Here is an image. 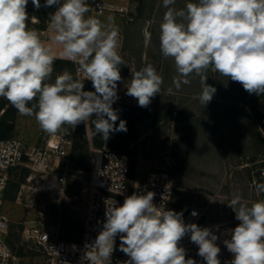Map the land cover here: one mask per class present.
Wrapping results in <instances>:
<instances>
[{
    "label": "clouds",
    "instance_id": "clouds-1",
    "mask_svg": "<svg viewBox=\"0 0 264 264\" xmlns=\"http://www.w3.org/2000/svg\"><path fill=\"white\" fill-rule=\"evenodd\" d=\"M31 2L37 10L42 6L40 0ZM175 2L163 0L167 10L159 26L160 52L174 60L175 89L190 84L189 77L195 74L201 84L195 98L205 107L217 91L206 82L211 71L239 82L249 94H264V0H196L179 10L170 7ZM28 3L0 0V97L20 115L34 116L49 135L62 128L66 134L89 120L92 135L105 141L112 133L126 132V121L113 108L119 99L117 83L122 81L119 66L124 64L118 54V27L87 15V0H45L44 7L57 6L48 19L53 35L45 42L27 26ZM57 58L78 64L77 73L82 72L85 79L64 70L49 82ZM85 80L91 81L94 91L84 90ZM162 85V76L148 64L131 74L126 95L146 108L161 93ZM256 190L264 193V184H257ZM154 196L153 191L134 192L125 196L122 205L106 201L103 227L85 245L88 264H112L117 236L119 250L129 257L117 264H198L186 258L185 248L179 246L186 235L198 246L197 255L205 264H221L218 226L214 232L185 223L183 211L154 204ZM228 206L239 224L227 231L223 241L232 254L225 264H264V200L249 205L237 194Z\"/></svg>",
    "mask_w": 264,
    "mask_h": 264
},
{
    "label": "rangeland",
    "instance_id": "rangeland-1",
    "mask_svg": "<svg viewBox=\"0 0 264 264\" xmlns=\"http://www.w3.org/2000/svg\"><path fill=\"white\" fill-rule=\"evenodd\" d=\"M87 2L90 7L87 15L95 16L105 25L111 22H108V16L94 14V0ZM188 2L195 3L196 0H176L170 7L183 9ZM51 7L37 10L29 0L27 26H35L31 17L38 16L40 23L36 26L48 29L49 15L57 9L54 6L51 11ZM166 10L163 0H139L138 8L134 0L129 2L127 13L130 20L128 25L125 24L124 38L119 35L118 54L124 60L119 66L122 81L117 83L119 99L113 104V108L119 110V119L126 121L127 131L112 133L108 140L113 145L111 149L129 151L136 156L133 159L135 179L145 178L152 169L167 170L175 176L177 189L172 203L176 212L183 211L184 214L188 207L196 205L209 218L223 221L224 214L229 211L225 203L226 193L234 192L240 196L251 193L249 204L264 196L256 190L253 182L254 178L264 184V95L249 94L239 82L211 71L207 73L206 82L217 91L205 107L195 98L201 92L200 77L193 74L189 77L190 84L175 89L173 78L177 72L174 60L164 58L160 52L159 26ZM50 32H47L45 42L51 41L53 33ZM148 64L162 76L163 85L161 93L145 108L138 106L135 98L126 95V87L130 84L131 74ZM59 74L53 72L49 82H54ZM73 76L77 78L75 72ZM168 88L172 91L168 92ZM84 90L94 91L91 81H84ZM2 103L0 113L13 120L15 136L30 143H38L49 136L41 130L34 116L20 115L5 98L0 97ZM126 105L136 106L138 110L123 107ZM133 112L135 123L130 117ZM116 124L118 126L119 120ZM84 125L90 141L94 126L91 120ZM75 129H69L66 134L73 137ZM57 134H65L64 129ZM66 162L68 166L70 156ZM24 169L21 167L10 173L4 209L10 218V231L14 234L16 247L21 244L25 249L24 256L16 255L18 262L42 264L43 252L25 238L24 228L34 223L39 212H44L49 232L57 230L62 239L80 240L85 210L82 188L86 181L70 172L68 197L58 200L35 191L26 179L29 170L26 173ZM75 194L79 196L77 202L72 200Z\"/></svg>",
    "mask_w": 264,
    "mask_h": 264
},
{
    "label": "built area",
    "instance_id": "built-area-1",
    "mask_svg": "<svg viewBox=\"0 0 264 264\" xmlns=\"http://www.w3.org/2000/svg\"><path fill=\"white\" fill-rule=\"evenodd\" d=\"M123 1V2H122ZM129 0H94L95 15L115 13H127ZM33 26L44 41L48 29L36 26L40 23L38 16L31 17ZM51 33V32H50ZM78 64L75 63V75L79 79H85L84 74L77 73ZM1 117V113H0ZM73 137L68 134H55L43 137L38 143H30L24 139L13 136L0 138V264H21L18 257L7 243L10 231V218L4 209L6 190L9 175L14 168H26L29 170L27 181L37 192L47 193L49 196L62 200L68 197V179L71 175L67 166V158L71 154ZM92 167L89 178L82 188L85 196V210L83 219V231L80 240L70 241L59 237L57 230H47V218L44 212H39L34 223L26 226L23 235L31 240L43 252L42 264H88L84 259L86 244H91L105 221L106 201L109 205L116 202L122 205L125 196L134 192L146 193L153 191L154 204L162 205L169 209L177 189V181L167 170L152 169L145 178L135 179L133 171L134 156L129 151L91 147ZM264 179V171L262 172ZM123 191V195L118 192ZM79 196L75 194L72 200L77 202ZM170 210V209H169ZM195 211L196 216L191 213ZM185 223H196L200 227H210L217 232V241L221 251L218 259L221 264L232 259V254L224 245V239L228 238L227 231L220 221H212L207 218L205 211L196 205L189 207L183 214ZM120 239L116 237L114 252L111 257L112 264L117 261L129 259L119 250ZM186 250V258H193L198 264H205L203 258L197 255L198 246L185 236L179 242Z\"/></svg>",
    "mask_w": 264,
    "mask_h": 264
},
{
    "label": "trees",
    "instance_id": "trees-1",
    "mask_svg": "<svg viewBox=\"0 0 264 264\" xmlns=\"http://www.w3.org/2000/svg\"><path fill=\"white\" fill-rule=\"evenodd\" d=\"M41 8H44L45 0H40ZM55 6V5H54ZM54 6L51 7V11L54 10ZM64 70H68L70 73L74 75L75 72V63L64 59V58H57L54 62V73H62ZM264 95V94H263ZM126 108H131L133 111H137L138 108L136 106H123ZM3 108V103L0 104V110ZM7 115V114H6ZM6 115H1L0 117V138H9L15 136V125L12 119L6 117ZM131 121L135 123V113L131 114ZM130 135V130H128ZM109 146V148L107 147ZM112 143L109 140H102L100 135L93 136L92 139L89 141L88 137L86 136V130L84 123L79 124L76 126L75 133L73 135V147L70 154V162H69V171L74 174L76 173L80 177H83L85 181L89 178V172L92 167V155H91V147L95 148H103L106 147L111 149ZM117 150V149H116ZM134 162V161H133ZM18 168H14L12 171ZM24 172H28L27 169H24ZM8 196V187L6 190V197ZM14 234L12 231L9 232L7 236V243L11 247V249L15 252V254L19 257L24 256V247L23 245H19L16 247L14 238Z\"/></svg>",
    "mask_w": 264,
    "mask_h": 264
},
{
    "label": "crops",
    "instance_id": "crops-1",
    "mask_svg": "<svg viewBox=\"0 0 264 264\" xmlns=\"http://www.w3.org/2000/svg\"><path fill=\"white\" fill-rule=\"evenodd\" d=\"M136 3H137V8H138V5H139V0H134ZM123 2V1H122ZM129 2H130V0H129ZM100 16H104V15H100ZM105 16H108V18H107V20H108V22H110V23H114L117 27H118V29H119V35H121V37L122 38H124V28H125V24H127L128 25V22H129V20H130V18L128 17V13H115V14H106ZM136 17V16H135ZM138 18V17H137ZM103 21V20H102ZM104 22H106V21H104ZM124 23V24H123ZM108 24V23H107ZM106 24V25H107ZM41 28V27H40ZM42 28H44V27H42ZM45 41V40H44ZM120 55V54H119ZM253 182L255 183V185H257V179H254L253 178ZM252 182V183H253ZM259 184V183H258ZM224 195V194H223ZM235 195H237V194H235L234 192H232V193H226V195H224V197H225V203L226 204H228L229 202H230V200L235 196ZM249 196H251V193H248V195L246 194V195H241V197H242V202H244V203H247V204H249L252 200L250 199V197ZM173 199V198H172ZM260 200H264V196H262V198H261V196H260ZM250 205V204H249ZM175 206H173V203H172V200L169 202V209L170 210H174L175 211ZM188 209H189V207H188ZM188 209H187V211H188ZM228 213H225L224 215H225V217H224V220L223 221H220V222H222L223 223V228H225V230H229V229H232V228H234L235 226H237V225H235V223H238L239 221L238 220H236L235 219V212L228 206ZM186 211V212H187ZM176 212V211H175ZM185 212V213H186ZM179 213V212H178ZM207 218L209 219V220H212V221H219V220H213V219H211V218H209V216H207ZM215 219H217V218H215Z\"/></svg>",
    "mask_w": 264,
    "mask_h": 264
}]
</instances>
